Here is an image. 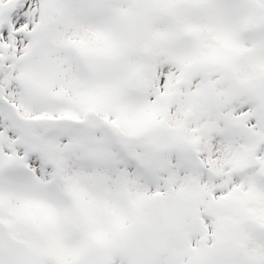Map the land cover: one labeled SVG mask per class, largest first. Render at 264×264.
<instances>
[{
    "label": "snow or ice",
    "instance_id": "1",
    "mask_svg": "<svg viewBox=\"0 0 264 264\" xmlns=\"http://www.w3.org/2000/svg\"><path fill=\"white\" fill-rule=\"evenodd\" d=\"M0 264H264V0H0Z\"/></svg>",
    "mask_w": 264,
    "mask_h": 264
}]
</instances>
